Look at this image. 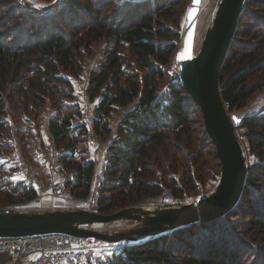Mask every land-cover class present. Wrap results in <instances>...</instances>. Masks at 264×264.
Listing matches in <instances>:
<instances>
[{
    "label": "trees",
    "instance_id": "16d2710c",
    "mask_svg": "<svg viewBox=\"0 0 264 264\" xmlns=\"http://www.w3.org/2000/svg\"><path fill=\"white\" fill-rule=\"evenodd\" d=\"M185 5L183 0H58L35 10L21 0H0V128L13 88L31 111L50 101L48 130L61 167L70 174L65 187L77 199L91 193L95 160L87 147L88 125L80 111H63L61 99L74 98L65 89L80 76L85 52L95 42L107 43L86 88L96 104L94 133L107 136L114 111L125 110L107 147L99 212L138 204L166 188L183 197L206 182L219 160L201 109L175 73L169 79ZM263 89L264 0H246L221 69L220 91L233 112ZM239 129L245 130L255 161L247 164L243 194L230 211L128 243L98 264H251L245 239L254 232L264 236V111L250 115ZM21 186L4 189L0 176V203L16 202ZM25 189L20 199L36 196ZM256 254L257 264H264V250L251 257Z\"/></svg>",
    "mask_w": 264,
    "mask_h": 264
},
{
    "label": "water",
    "instance_id": "95a60500",
    "mask_svg": "<svg viewBox=\"0 0 264 264\" xmlns=\"http://www.w3.org/2000/svg\"><path fill=\"white\" fill-rule=\"evenodd\" d=\"M245 2L218 0L212 24L196 52L202 0H190L181 45L174 58L175 78L201 109L206 133L214 142L220 160L221 174L214 191L199 198L196 205L191 202L180 206L132 205L112 213L92 209L41 212L0 207V237L62 233L107 243L137 242L230 211L240 200L247 179V160L236 131L249 116L228 112L220 91V73ZM118 220L133 221L140 226L114 233L94 227L95 223L111 225Z\"/></svg>",
    "mask_w": 264,
    "mask_h": 264
},
{
    "label": "rangeland",
    "instance_id": "374dc122",
    "mask_svg": "<svg viewBox=\"0 0 264 264\" xmlns=\"http://www.w3.org/2000/svg\"><path fill=\"white\" fill-rule=\"evenodd\" d=\"M24 2L25 5L29 6L31 9L35 10H42L47 9L51 5L58 2V0H21ZM186 3L184 10L190 3V0H183ZM218 0H202V7L201 12L198 17L197 23V31H196V39H195V51H199L203 39L205 37L207 29L211 26L214 15L216 13ZM186 10L182 14L180 20V28L179 32L183 35L184 33V26H185V15ZM20 23V22H18ZM167 25L173 27L174 30H177L178 27L172 22H166ZM18 25V24H16ZM14 25L13 27H15ZM106 41L101 40L99 42H95L91 50L85 52V57L83 60V70L80 76L77 79L73 80V87L72 89L67 88L65 89L66 92L72 93L74 98H70L67 96H63L61 99V108L63 111L71 112L77 115L78 111L81 113L82 120L88 121L89 124L93 123V119L95 117V109L90 110L85 105V98L87 96L86 88L88 84V79L91 70L98 66L105 55V48H106ZM181 45V41L179 42V47ZM170 73V80H174V65L173 68L169 70ZM14 92L11 98L6 101V114L4 116L5 125L0 128V176H1V184L3 188L15 186L17 183V179L19 176L27 177L28 181H23L22 183L24 186H21L20 193L15 194L17 201L14 203L8 204H1L0 207H14L17 208L16 210H28L34 211L33 209H26L29 205L30 199H20L23 197L21 191L23 187H26L25 190L32 188L36 194L38 192L43 193V190L49 185L57 180L60 176V173L65 174L69 177V172L66 170L63 171L59 159L56 158L55 152L53 147L50 143L51 136L49 139L46 140L44 135V127H45V114H51L54 112V107L50 101L45 103L40 109H36L34 111L29 110L27 107L23 106V101L25 100V96H20V91L18 87L13 88ZM255 99V103L257 104L258 108L253 109V104L250 103L251 100ZM264 111V89L258 92L252 99L247 102V105L239 110H234L233 112H229L230 114L233 113H240L244 115H251L254 114L253 111L256 110ZM125 108H119L113 113V123L117 121V117L122 114ZM259 110V111H260ZM260 111V112H262ZM252 112V113H251ZM251 113V114H250ZM239 114V115H240ZM241 115V116H242ZM31 118V121L29 120ZM36 124L35 126V133L31 137L27 136V133L24 134L25 130H29L30 125L29 123L33 122ZM34 125V124H31ZM237 135L242 143L244 153L246 156L247 164L252 163L255 161V157L250 155L247 138L244 136V129H239L236 131ZM35 134V135H34ZM37 134V135H36ZM110 133L107 136H98L94 134V137L98 140L106 139L110 137ZM34 136H37L34 138ZM38 136L40 138H38ZM100 137V138H99ZM34 140V141H33ZM104 141V140H103ZM109 140L104 141V145L107 144ZM88 143V141H87ZM87 147L90 149V154L94 158L95 151L97 152L96 148H94L89 143ZM100 148H98L99 150ZM102 155L104 156V151L106 149L101 148ZM105 159L107 158V153H105ZM216 161V167L212 168L210 171V175L204 184L197 185L196 189L187 191L185 196L186 199L195 198V197H206L209 195L214 189L216 188L221 174V167L217 165L219 160ZM47 164V166H46ZM103 166V165H102ZM103 171V170H102ZM27 172L28 175H25ZM13 176V177H12ZM16 176V177H15ZM94 178V177H93ZM96 178V177H95ZM24 179V178H23ZM99 181L91 187V193L89 197L84 199H77L72 196V199H63L60 200L63 203L64 209H97V193L99 187ZM67 189V188H66ZM68 190V189H67ZM167 190V188H166ZM69 191V190H68ZM70 192V191H69ZM18 195V196H17ZM162 195V194H161ZM161 195L150 197L144 199L142 202H139L135 205H148V206H165L161 203ZM58 199V198H57ZM122 221V220H120ZM124 222L121 225H115L112 223L111 225H94L96 228H100L103 232H119V231H128L131 228L140 226V224H134L133 221L123 220ZM88 227V226H86ZM248 243V256L250 257L247 260H251V264H257L258 262V255L253 256V253H257L261 248L264 250V236L257 235V233H253L252 236H248L245 239ZM132 243L127 240L119 242V243H106L96 241L95 245L90 246L89 253H88V261L90 264H98L101 261H104L107 257H109L113 251L123 247L124 245ZM249 264L250 262L247 261Z\"/></svg>",
    "mask_w": 264,
    "mask_h": 264
},
{
    "label": "built area",
    "instance_id": "2783aa9c",
    "mask_svg": "<svg viewBox=\"0 0 264 264\" xmlns=\"http://www.w3.org/2000/svg\"><path fill=\"white\" fill-rule=\"evenodd\" d=\"M85 105L88 109L93 110L96 104L86 96ZM88 127L87 141L93 146L96 141L95 133L92 125ZM50 143L56 158L59 159L60 151L56 148L52 136ZM25 175H28L27 172ZM67 178L65 174L60 173L58 179L54 180L44 191L55 197L72 199L70 192L65 187ZM161 197V203L165 206H180L189 202L196 205L199 200V197L189 199L177 197L171 190H165ZM95 211H98V208ZM96 241L100 240L80 238L62 233L0 237V264H24V261L31 257H33V260L30 264H90L88 261V248L95 245Z\"/></svg>",
    "mask_w": 264,
    "mask_h": 264
},
{
    "label": "crops",
    "instance_id": "0c3cea01",
    "mask_svg": "<svg viewBox=\"0 0 264 264\" xmlns=\"http://www.w3.org/2000/svg\"><path fill=\"white\" fill-rule=\"evenodd\" d=\"M253 102H254V104H253ZM250 103L253 104V109H255V108L257 109L258 108L257 104L255 103V99L251 100ZM259 110L260 109H258L256 111H253V113L256 114V113L262 111V110H260V111ZM123 112H122V114H123ZM51 114H45V127H44V135H45V138L44 139L45 140L47 138L49 139V137L51 136V134H50V132L48 130V120H49V117H50ZM122 114H120L117 117V121L116 122L114 121V123H113V119H114L113 116L114 115L111 116V118H110V128H111V132H110L111 135H110V137H108L106 139H103L101 137V139H99V140L97 138L96 141H95V144L93 145V147L96 148L97 152L95 151V155H94L95 156L94 157V160H95V171H94V178L92 180V186L94 185V183L95 184H96V182L98 183V180L101 179V176H102V173H103L102 170H104V167H105V164H106V160H107V158L105 159V156H106L105 153H107L108 144L110 143L111 139L115 135L116 127H117V124H118V122H119L120 117H121ZM238 114H240V113H238ZM240 115H242V114H240ZM251 115H253V114H251ZM244 116H246V115H244ZM247 116H250V115H247ZM5 120L6 119L3 120L4 121L3 126L5 125ZM29 120L31 121V118L30 117H29ZM84 122L88 126H91L92 125V124H89L88 121H86V120H84ZM31 124H34V125H31ZM29 125H30V128L31 129L25 130L24 131V134H26V132H28L27 133V136L31 137L33 135V132L35 133V126H36V124L33 121L32 123L30 122ZM36 137L37 136H34V138H36ZM38 138H40V137L38 136ZM103 140L104 141L105 140L106 141L109 140V141L107 142L106 145H104L103 144L104 143ZM98 148H100V149L98 150ZM101 148L106 149V151H104L105 152L104 153V156L101 153L102 152L101 151L102 150ZM46 166H47V164H46ZM26 180L28 181L27 177L19 176L18 179H17V183L16 184L22 183L23 181H26ZM60 199H61V197H55L52 194H50L49 192L43 190V193L38 192L35 197H33V198H31L29 200V203H28L29 205L27 206L26 209H33L34 211H41V212L50 211V210H56V209H64L63 206H62L63 203H62V201ZM63 199H66V198H63ZM32 260H33V257L25 260L24 261V264H30Z\"/></svg>",
    "mask_w": 264,
    "mask_h": 264
},
{
    "label": "bare ground",
    "instance_id": "6f19581e",
    "mask_svg": "<svg viewBox=\"0 0 264 264\" xmlns=\"http://www.w3.org/2000/svg\"><path fill=\"white\" fill-rule=\"evenodd\" d=\"M123 221V220H122ZM122 221H120V220H118V221H115V222H113L115 225H121V224H123L124 222H122ZM94 225H103V224H101V223H95Z\"/></svg>",
    "mask_w": 264,
    "mask_h": 264
}]
</instances>
